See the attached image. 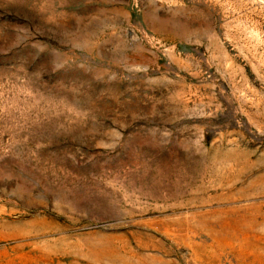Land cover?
Wrapping results in <instances>:
<instances>
[{
	"label": "rangeland",
	"instance_id": "obj_1",
	"mask_svg": "<svg viewBox=\"0 0 264 264\" xmlns=\"http://www.w3.org/2000/svg\"><path fill=\"white\" fill-rule=\"evenodd\" d=\"M0 264H264V0H0Z\"/></svg>",
	"mask_w": 264,
	"mask_h": 264
}]
</instances>
